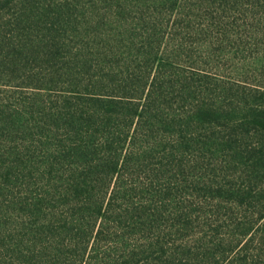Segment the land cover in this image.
I'll use <instances>...</instances> for the list:
<instances>
[{"label": "rangeland", "instance_id": "obj_1", "mask_svg": "<svg viewBox=\"0 0 264 264\" xmlns=\"http://www.w3.org/2000/svg\"><path fill=\"white\" fill-rule=\"evenodd\" d=\"M158 72L164 100L128 180L118 151L130 193L112 200L122 127L91 94ZM262 113L264 0H0V264H67L57 250L93 215L94 264L253 260L236 223L264 206Z\"/></svg>", "mask_w": 264, "mask_h": 264}, {"label": "trees", "instance_id": "obj_2", "mask_svg": "<svg viewBox=\"0 0 264 264\" xmlns=\"http://www.w3.org/2000/svg\"><path fill=\"white\" fill-rule=\"evenodd\" d=\"M158 55V54H157ZM155 54V58L157 57ZM152 62V61H151ZM154 63V60H153ZM157 69V68H156ZM163 74V73H162ZM160 72L157 73L149 86L147 92L146 82L143 85H138L137 88H133L132 84H124L123 90L118 94H91V101H101L106 100L107 106L113 105L110 109H107V113H113L117 117L119 123H121V136L118 138V144L115 150L112 152L110 159L115 162L114 167L111 171L112 183L114 176L118 177V181L115 183L113 190L114 199L119 198V194H124V198L130 193L129 189L121 182L119 177V157L118 151L122 150L124 147V178L128 180L131 171L136 170V163L141 155V144L142 137L145 131V126L147 122L151 120L150 109L154 107V103L158 102L160 99L164 100V92L159 87H157L160 81ZM151 77V76H150ZM147 87V88H146ZM106 97V98H100ZM161 108V107H160ZM162 109V108H161ZM204 110V109H203ZM202 110V111H203ZM91 113H89V116ZM178 121L185 122L184 119H174L172 121L173 125H176ZM260 130L264 132V114L260 116L259 120ZM172 136V135H170ZM169 149L165 148L163 144H160L157 148V156L160 159L166 157L169 153ZM109 183V184H110ZM252 194V191L248 188L243 195ZM106 194L103 196L105 200ZM102 200V199H101ZM243 201L241 204H243ZM260 215L252 218L248 216L239 217L237 226V235L239 236L238 246H241V253L246 255H252L253 260H249L246 264H264V206L260 210ZM97 216H90L79 222L76 228H72L71 232L67 234L64 240H68L66 252L57 250L58 255L56 256L58 260L63 258V262L67 264H94V257L92 256L96 244V236L98 235V240L102 234L103 225L95 235L96 226L99 224V219ZM99 220V221H98ZM105 221L101 220V223ZM121 224V222L119 223ZM101 225V224H100ZM250 236L248 240L246 238ZM100 241H103L100 239Z\"/></svg>", "mask_w": 264, "mask_h": 264}]
</instances>
